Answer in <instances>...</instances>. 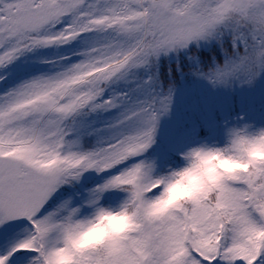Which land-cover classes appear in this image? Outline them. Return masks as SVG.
Here are the masks:
<instances>
[{"label":"snow or ice","instance_id":"1","mask_svg":"<svg viewBox=\"0 0 264 264\" xmlns=\"http://www.w3.org/2000/svg\"><path fill=\"white\" fill-rule=\"evenodd\" d=\"M0 264H264V0H0Z\"/></svg>","mask_w":264,"mask_h":264}]
</instances>
